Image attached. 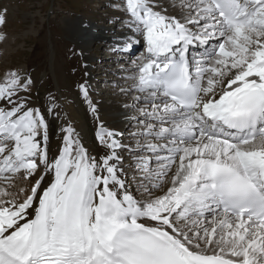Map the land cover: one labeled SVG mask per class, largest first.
<instances>
[{"label": "snow or ice", "instance_id": "6c2138e0", "mask_svg": "<svg viewBox=\"0 0 264 264\" xmlns=\"http://www.w3.org/2000/svg\"><path fill=\"white\" fill-rule=\"evenodd\" d=\"M112 7L134 33L117 50L145 48L121 89L138 93L125 105L134 146L101 122L103 155L71 125L52 147L31 77L7 71L0 264H264V0Z\"/></svg>", "mask_w": 264, "mask_h": 264}, {"label": "rangeland", "instance_id": "374dc122", "mask_svg": "<svg viewBox=\"0 0 264 264\" xmlns=\"http://www.w3.org/2000/svg\"><path fill=\"white\" fill-rule=\"evenodd\" d=\"M113 3L123 4V0H0V11L7 10V24L0 29L7 34L0 41V79L9 70L31 77L26 95L31 106L44 113L49 133V109L57 104L58 83L67 98L78 95L94 117L96 128L102 122L108 129L124 132L123 142L134 146L128 133L135 130L129 121L135 113L125 105H131L138 93H125L121 89L132 83L127 79L132 73L126 70L133 69L132 61H137L145 49L143 42L135 44V53L129 58L112 43L114 39L109 37L134 35L124 25L129 17L114 9ZM136 37L140 39L139 35ZM44 74L47 76L42 85ZM85 81L90 86L98 118L79 87ZM130 163L131 158H125L126 168Z\"/></svg>", "mask_w": 264, "mask_h": 264}, {"label": "bare ground", "instance_id": "6f19581e", "mask_svg": "<svg viewBox=\"0 0 264 264\" xmlns=\"http://www.w3.org/2000/svg\"><path fill=\"white\" fill-rule=\"evenodd\" d=\"M169 11L170 13L172 12L171 9ZM138 40H141V37L140 39L138 38ZM136 46L134 45V47ZM133 50L134 48L132 49V51ZM122 55L127 56V54ZM53 59L54 57L52 55L50 65L51 71H53ZM45 76L47 75H42V82H40V84L43 83ZM56 85L57 91L55 92V95L57 97L59 96V98L57 104L51 109L49 114L51 121V128L49 133L50 145L54 148H58L60 146L62 136L64 134L62 132V129L71 125L80 134L86 146H89L90 148L94 149V155H103L106 150L98 144L96 136L98 128H96L95 126L96 121L94 120V117L91 115L90 111L87 109V106H85V104L81 102L80 98L76 94H73V96L67 98L65 94L61 93L62 91H60V84L57 83ZM128 156H131V154L128 153Z\"/></svg>", "mask_w": 264, "mask_h": 264}]
</instances>
